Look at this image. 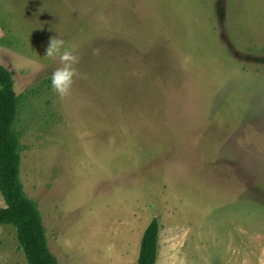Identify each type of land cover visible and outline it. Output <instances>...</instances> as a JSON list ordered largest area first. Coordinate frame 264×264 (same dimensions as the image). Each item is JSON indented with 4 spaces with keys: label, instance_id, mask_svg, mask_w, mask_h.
<instances>
[{
    "label": "rangeland",
    "instance_id": "obj_1",
    "mask_svg": "<svg viewBox=\"0 0 264 264\" xmlns=\"http://www.w3.org/2000/svg\"><path fill=\"white\" fill-rule=\"evenodd\" d=\"M0 65L59 264H137L154 219L156 264H264V0H0ZM0 264H28L12 225Z\"/></svg>",
    "mask_w": 264,
    "mask_h": 264
},
{
    "label": "trees",
    "instance_id": "obj_2",
    "mask_svg": "<svg viewBox=\"0 0 264 264\" xmlns=\"http://www.w3.org/2000/svg\"><path fill=\"white\" fill-rule=\"evenodd\" d=\"M18 108L12 72L0 65V224L12 225L28 264H59L51 252L40 212L20 180V145L13 128ZM159 223L154 219L144 232L137 264H156Z\"/></svg>",
    "mask_w": 264,
    "mask_h": 264
},
{
    "label": "clouds",
    "instance_id": "obj_3",
    "mask_svg": "<svg viewBox=\"0 0 264 264\" xmlns=\"http://www.w3.org/2000/svg\"><path fill=\"white\" fill-rule=\"evenodd\" d=\"M64 41L60 38H51L45 49V57L59 58L60 67L51 75L50 86L61 98L70 94L73 78L76 75L75 65L79 62L78 55L72 51L62 50Z\"/></svg>",
    "mask_w": 264,
    "mask_h": 264
},
{
    "label": "crops",
    "instance_id": "obj_4",
    "mask_svg": "<svg viewBox=\"0 0 264 264\" xmlns=\"http://www.w3.org/2000/svg\"><path fill=\"white\" fill-rule=\"evenodd\" d=\"M5 202V201H4ZM5 207H6V204H5Z\"/></svg>",
    "mask_w": 264,
    "mask_h": 264
}]
</instances>
